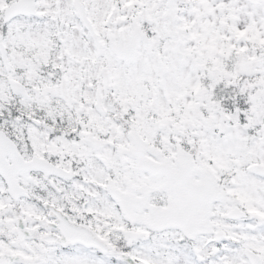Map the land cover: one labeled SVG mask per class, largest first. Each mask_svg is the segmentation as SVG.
I'll return each instance as SVG.
<instances>
[{
	"label": "snow or ice",
	"instance_id": "snow-or-ice-1",
	"mask_svg": "<svg viewBox=\"0 0 264 264\" xmlns=\"http://www.w3.org/2000/svg\"><path fill=\"white\" fill-rule=\"evenodd\" d=\"M0 264H264V0H0Z\"/></svg>",
	"mask_w": 264,
	"mask_h": 264
}]
</instances>
